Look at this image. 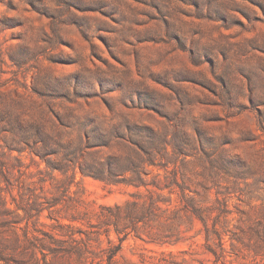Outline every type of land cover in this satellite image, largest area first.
Here are the masks:
<instances>
[{
    "label": "rangeland",
    "instance_id": "374dc122",
    "mask_svg": "<svg viewBox=\"0 0 264 264\" xmlns=\"http://www.w3.org/2000/svg\"><path fill=\"white\" fill-rule=\"evenodd\" d=\"M0 264H264V0H0Z\"/></svg>",
    "mask_w": 264,
    "mask_h": 264
}]
</instances>
